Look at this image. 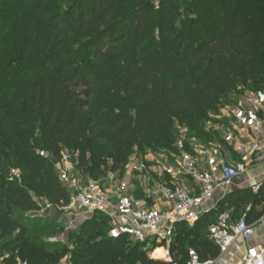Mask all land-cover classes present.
Returning <instances> with one entry per match:
<instances>
[{
	"label": "trees",
	"instance_id": "1",
	"mask_svg": "<svg viewBox=\"0 0 264 264\" xmlns=\"http://www.w3.org/2000/svg\"><path fill=\"white\" fill-rule=\"evenodd\" d=\"M184 1L181 18L162 15L170 0H0V256L8 254L3 264H55L59 258L56 245L29 235L25 221L39 210L31 194L56 209L50 219L56 228L58 210L69 202L53 161L38 152L54 158L62 144L74 154L87 140L100 148L97 163L88 167L81 154L76 168L96 180V173H108L104 142L113 149L109 171L122 175L131 147L141 154H175L174 123L205 147L220 142L204 128L208 114L232 102L235 89L264 91V0ZM106 59L117 72L127 61L121 84L127 103L115 113L96 101L108 97L102 83L118 92L99 73ZM10 166L19 170V183L7 181ZM243 204L250 205L248 214L260 216L264 182L255 193L227 194L216 211L229 208L239 217ZM215 214L192 227L176 226L170 253L178 264H185L188 249L201 262L217 257L216 246L205 239ZM108 231V220L95 213L69 232L79 264H168L150 259L140 244L111 239ZM186 238L195 242L192 247Z\"/></svg>",
	"mask_w": 264,
	"mask_h": 264
},
{
	"label": "built area",
	"instance_id": "2",
	"mask_svg": "<svg viewBox=\"0 0 264 264\" xmlns=\"http://www.w3.org/2000/svg\"><path fill=\"white\" fill-rule=\"evenodd\" d=\"M221 110L216 122L207 123L220 142L205 147L188 138L186 129H182L174 145L175 154L151 160L134 156L127 165L128 181L107 179L102 185L85 181L78 173L74 156L69 152L61 154L56 173L69 194V202L62 210L102 215L108 220L111 239L140 244L150 259L168 264H178L170 253L176 226L184 223L192 227L202 216L215 212L206 236L216 246L217 257L201 262L196 251L188 249L185 264H219L235 244L242 248L238 264H264V245H248L256 224L264 233V204L256 224L248 223L245 214L233 219L231 211L217 212L216 206L206 208L216 191L229 189L236 179L264 163V91L247 92L235 106ZM38 155L42 157L44 153ZM133 180L151 184L144 193L153 201L151 207L144 200L134 199ZM182 180L190 182L191 188L175 182ZM45 207L53 208L48 203ZM157 251L161 253L157 255Z\"/></svg>",
	"mask_w": 264,
	"mask_h": 264
},
{
	"label": "rangeland",
	"instance_id": "3",
	"mask_svg": "<svg viewBox=\"0 0 264 264\" xmlns=\"http://www.w3.org/2000/svg\"><path fill=\"white\" fill-rule=\"evenodd\" d=\"M185 1L184 0H170L169 5L166 6L164 8V10H162V15L166 16V15H171V14H175V15H180L179 17H183L184 15V7H185ZM66 2H62V4H65ZM156 5H158V3H156ZM157 9V8H156ZM161 19V17L159 18ZM162 21H165L164 18L161 19ZM154 36L156 37L155 40H157L159 38L158 35V31L155 29L154 31ZM143 56H147L148 54H142ZM104 65L103 67L99 68V73L103 78L108 79L112 85L116 86L118 89V92L116 91H111L109 89V87L107 86V84L105 85V83H102L101 89L103 91H106L108 93V97L106 99H97V103H99V105L102 106V110L105 109H110L112 110L114 113L118 110L121 109V106L123 104L127 103V96L125 94H123V92L121 91V84L124 80V75L125 72L127 70V61L124 59L121 66H120V71H115L114 69V64H113V60L111 59H106L104 60ZM85 64L89 65L92 67V62L90 60H88L87 62H85ZM253 89H258V88H254L252 86H250L249 88H247V86L243 89H235V91L231 94L230 96V103L224 104V108L226 107H233L235 106L239 100L242 98V96L244 94H246L247 92H252ZM261 89H264V87H262ZM120 102H122V104H119ZM222 110H218V112L216 114H208V118H209V122L210 123H214L216 122V117L218 116V114L221 112ZM104 112V111H103ZM128 113H130V115L134 116V113L130 110H128ZM175 128L178 130V134L175 137V140H177L179 134H180V130H182L183 128H178L177 123H174ZM205 129L209 128V124H206L204 126ZM187 131V130H186ZM176 143V142H175ZM212 144H216L215 142ZM60 152L57 156H54V158L52 157L51 154L49 153H44V156L42 157H48L50 160L53 161V166L52 168L56 170V166L58 165L60 158H61V154L66 153V148L60 144ZM101 149L105 151L104 155L105 157H108V162L106 164V167L108 169V173L104 174V175H99L98 173H96L93 177L96 180L93 179H89L86 176H84L80 171H78V173L80 174V176L82 178H84L83 180L87 181V180H92L95 181L99 184H105L107 179H113L116 182H119L120 180L123 181H128L127 179V165L128 162L131 161L134 156L137 155L138 158H142L143 160H151V158L153 159H161L160 157L167 155V154H173V151H163V150H158V151H153V150H145L143 151V153L141 154L140 152H138V149L136 147H131L128 150V154L129 155V160L126 164V166L124 167L125 169L123 170V174L120 175L119 173L116 172H111L109 171L110 168H112L113 164L111 162L112 158L111 157V153L113 152V149L111 146H109L107 143H101ZM100 152V148L96 145H92L89 141L85 140L80 146H79V152H76L74 154H72L74 156V162L77 164H79L80 161V155L83 154L86 162H87V166L88 167H95V164L97 163V157H98V153ZM102 169V168H101ZM107 172V171H105ZM120 172H122V170H120ZM8 182L13 183V182H17L19 183V179H20V172L17 169V167H11L8 169ZM133 187V191L132 194L134 196V198L136 200H140L143 197L144 191H147L148 189L151 188V184H147V183H137V184H131ZM143 192V193H142ZM32 199H34L36 201V203L38 204V207L40 206L41 209L39 208V210L37 212H33V213H28L25 215V221L27 223V225L29 227H31V230H29L30 234L32 235V237H39V238H44L46 242L48 243H54V245H56V249L59 250V258L57 259V261L55 262V264H79L80 260H76V258H74V254L73 252L78 249V247H76L73 242L68 240V236L69 234L68 231L63 228V225L66 224L67 220H73V219H80L78 218L77 214L78 213H70L67 211H59L58 212L61 214L60 218H58L59 223L56 224V227H52L50 226L51 224V217L53 216V213H55L54 208H51L50 210L46 209V204L47 202L45 201L43 196H35L33 194H31ZM149 204V203H148ZM149 206V205H148ZM246 207L247 209V204H243L242 208L244 209ZM228 211L232 210V209H227ZM71 214V215H70ZM62 219V220H60ZM69 221V220H68ZM45 225L46 230L42 231L41 227ZM79 225V224H78ZM52 227V228H51ZM77 226H75L74 229H76ZM52 239V241H51ZM194 241L192 240V238H186L185 240V245L187 247H192L194 245Z\"/></svg>",
	"mask_w": 264,
	"mask_h": 264
},
{
	"label": "crops",
	"instance_id": "4",
	"mask_svg": "<svg viewBox=\"0 0 264 264\" xmlns=\"http://www.w3.org/2000/svg\"><path fill=\"white\" fill-rule=\"evenodd\" d=\"M263 171H264V163L257 165V166H254L253 168H251L248 171L247 175L241 176L238 179H236L234 181L233 185L229 189H227L225 191H216L213 198L211 199V201L206 205V208L209 209V208H212L215 206L217 207V204L222 200V198L225 197L227 194H230V193H234V192L245 190V189H249L253 193H255L258 190L259 186L263 183V180H262ZM175 182L177 184H181L186 189L191 188L190 182H188L186 180L175 181ZM134 183L137 184L140 182L138 180H133L131 182V184H134ZM144 193H145V191H144ZM141 200H144L146 202L147 207H151L153 205V201L150 199H147L145 197V194H143V197L137 201H141ZM260 208L261 207L257 208L256 210L261 212ZM249 209H250V205L247 206V209H246L245 213H243V214L247 213L246 218L248 220L247 221L248 223L256 224L258 217H255L252 214H248ZM226 210L227 209H225L223 211H226ZM77 216L80 219H73V220L68 219L69 221L67 220L66 224L63 225L66 227V230L68 231L67 234H69V232L72 231L75 228V226L78 227L85 220H88V218H90V215H87L84 213H78ZM215 216H216V214L214 215L213 219H215ZM241 216H239V217H241ZM232 217H233V219H239V217H234L233 215H232ZM60 220H62V219H60ZM205 239L208 241L207 236H205ZM257 244H263L264 245L263 229L258 224H256V226H255V235L248 245L254 246ZM241 251H242V248L239 244L233 245L230 248V250L220 258L219 264H238ZM7 257H8L7 253H4L2 256H0V259H2L0 264H3L4 259ZM16 264H21L18 259L16 260Z\"/></svg>",
	"mask_w": 264,
	"mask_h": 264
},
{
	"label": "water",
	"instance_id": "5",
	"mask_svg": "<svg viewBox=\"0 0 264 264\" xmlns=\"http://www.w3.org/2000/svg\"><path fill=\"white\" fill-rule=\"evenodd\" d=\"M55 218H57V215H55Z\"/></svg>",
	"mask_w": 264,
	"mask_h": 264
}]
</instances>
